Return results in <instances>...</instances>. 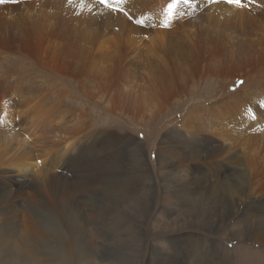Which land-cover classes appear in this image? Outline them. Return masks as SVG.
<instances>
[{"label": "bare ground", "instance_id": "obj_1", "mask_svg": "<svg viewBox=\"0 0 264 264\" xmlns=\"http://www.w3.org/2000/svg\"><path fill=\"white\" fill-rule=\"evenodd\" d=\"M158 1L161 5L156 8L155 0L139 1V7H131L124 0H109V6L99 0H0V60H3V55L7 56L6 63L0 62V97L6 95H2V91L10 80L27 74L26 78H34L35 85L32 82L29 85L32 97L44 99L52 87L51 83H60L61 80L67 92L68 86L74 90L80 84V90H99L100 94L106 95L110 106L119 101V104L128 103L130 107H149L154 118L164 112L173 100L189 94L194 81L210 78L230 87L234 81L238 82L240 85L236 84L228 96L214 98L210 102L202 100L201 105H192L188 114L180 119L178 125L193 133L201 146L185 154L179 149L176 169L184 167L185 171L194 169L201 173L199 178H192L193 173L189 172L192 188L188 190L193 196H202L200 202L204 204L199 205L208 210L212 220L222 221L224 230L243 237L248 244L263 246L264 32L254 31L257 20L253 13L256 10L251 7L258 3L264 9V0H243V6L236 9H230L222 0ZM170 4L175 5L172 13L180 14V22L176 26L181 27L178 26L177 30L158 26ZM201 6L205 9L199 13ZM126 7L140 15L131 11V17H126ZM213 21L222 24L215 26ZM145 42L146 46L143 45ZM122 48L133 57L123 63V69L120 66ZM146 59L152 62L144 64ZM70 78L78 82L74 84ZM121 78L126 81V88L117 83ZM68 93L70 95V91ZM13 100L15 103L19 101L15 97ZM43 101L52 107L51 98ZM4 105L1 107L6 115L4 121L14 123L8 111L11 107L6 101ZM139 108L137 110L142 115ZM33 118L20 123L35 125ZM42 122L46 124V128H42L47 135L41 134L40 140L62 142V134L68 131L65 128L67 122L54 128L50 126L54 121L44 119ZM35 126L38 128V124ZM20 132L23 133L22 130ZM80 132L78 127L70 133L69 139H75V144H79V147L74 144L71 150H80ZM95 139H101V136L94 133L85 138L84 152L94 153ZM35 144L30 141L26 146L33 149ZM63 164L59 168L63 169ZM205 169L215 174L214 178L221 176L222 181L208 183L202 176ZM56 170L54 176L47 172L50 177L46 174L42 178L53 185L65 177V173H59L64 170ZM176 191L185 195L187 187L179 184ZM3 192L0 187V264H79L80 255L73 243L43 223L44 228L40 230L32 220V209H25L28 215L23 218L26 224L31 222L33 228L24 225L23 234L19 237L16 220L20 213L13 211L12 197L2 195ZM212 199L220 202V211H213ZM233 228H236V233ZM54 241L56 243L52 244ZM38 243L42 245L38 246ZM202 245L203 242L196 245L198 251Z\"/></svg>", "mask_w": 264, "mask_h": 264}, {"label": "rangeland", "instance_id": "obj_2", "mask_svg": "<svg viewBox=\"0 0 264 264\" xmlns=\"http://www.w3.org/2000/svg\"><path fill=\"white\" fill-rule=\"evenodd\" d=\"M124 1L131 7H139L137 2L144 0ZM221 2L226 3L224 0ZM160 5V1L155 0L154 6L158 8ZM252 5L251 8L256 10L253 14H256L257 20L254 31L264 32V9L258 3ZM227 6L230 9L238 8L229 3ZM204 9L205 6H201L198 12L202 13ZM126 10V17L130 18L132 12L140 15L129 7ZM173 14L167 27L177 30L181 27L176 26L180 22V14ZM166 16L167 12L160 18L158 26L165 27L163 24L168 17ZM213 23L215 26L222 24ZM146 43L143 45L146 46ZM94 44L98 45L95 41ZM83 53L94 56L89 52ZM2 57L0 62L4 64L7 56ZM120 58L123 69V63L133 57L128 55L127 49L122 48ZM146 60L144 64L152 62ZM26 76L27 74H23L20 79L15 76L16 79L10 80L6 89H3L5 92L2 91V95H6L0 97V187L4 191L2 195L12 197V205H15L13 211L20 213V218L16 220L19 237L23 234L24 225L33 228L31 222L26 224L23 218L28 215L25 209H32V220L40 230L47 225L73 243L76 253L80 255L79 264H264V245H250L243 237L224 230L222 221L212 220L208 210L199 205L202 203V196L189 193L192 188L189 184V172L193 173L192 178H199L198 174L201 173L194 169L185 171L184 167L176 169L179 149L180 153L185 154L201 146L193 133L178 125L183 116L188 114L192 105H201L202 100L210 102L228 96L229 92L240 85L238 82L234 81L231 87H226L220 80L210 78L194 81L189 87V94L173 100L164 112L161 111L153 118L151 115L154 113L149 107L146 108L150 111H146V108L138 105L141 107L139 110H142L140 115L138 106L130 107L128 103L119 104V101L110 106L106 95L100 94L99 90H80V84L74 90L68 86L69 95L62 87L61 80L60 83L52 82L50 91L44 97L45 100L51 98V107L43 104V98L32 97L29 85L34 78ZM70 79L74 84L78 82ZM38 81L41 82V79ZM117 83L121 84V88L127 87L123 78ZM121 95L125 97L124 94H119ZM14 97L19 101L15 103ZM5 101L11 107L8 111L11 112L10 119L14 123L4 121L6 115L1 107L5 106ZM118 105L128 106H121L120 110ZM71 109L73 110L70 112ZM33 116L32 121L35 125L38 124V128L34 124H21L26 118L31 120ZM44 119L54 121L50 124L52 128L67 122L65 128L68 131L62 134V142L40 140L41 134L47 135L44 130L46 124L42 122ZM78 127L82 135L80 150H71L76 142L75 139H69L70 133ZM93 132L96 136H101V139L94 140V153L84 152L87 145L85 138L94 134ZM85 134L87 136L83 137ZM30 141L37 143L33 149L26 146ZM62 163L63 169L59 168ZM57 168L64 170L59 173H65V177L49 185L47 179L42 177L47 172L54 176ZM202 176L208 183L218 184L222 181L221 176L214 178L215 174L208 169L204 170ZM179 184L187 187L185 195L177 193ZM93 185L100 186L95 188ZM38 188L41 189L40 192ZM212 201L213 211H220V202L217 199ZM84 228L89 230L85 231ZM235 229L233 228L234 233ZM199 242H203V245L198 251L196 245ZM54 243L56 241L52 244ZM39 245L42 244L38 243ZM261 256L263 258L260 259Z\"/></svg>", "mask_w": 264, "mask_h": 264}, {"label": "snow or ice", "instance_id": "obj_3", "mask_svg": "<svg viewBox=\"0 0 264 264\" xmlns=\"http://www.w3.org/2000/svg\"><path fill=\"white\" fill-rule=\"evenodd\" d=\"M100 3L104 4L105 6H109V0H99ZM224 2L229 3V4H233L235 6L238 7H242V0H224ZM174 4H170L168 5V9H167V16L168 19H166L164 26L167 27L169 25V23L171 22V19L173 18V13H172V9L174 8Z\"/></svg>", "mask_w": 264, "mask_h": 264}]
</instances>
